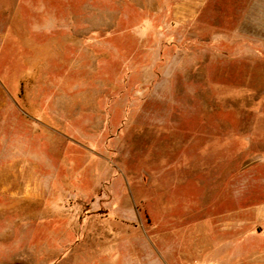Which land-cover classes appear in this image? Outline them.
<instances>
[{"label": "rangeland", "instance_id": "1", "mask_svg": "<svg viewBox=\"0 0 264 264\" xmlns=\"http://www.w3.org/2000/svg\"><path fill=\"white\" fill-rule=\"evenodd\" d=\"M0 264H264V0H0Z\"/></svg>", "mask_w": 264, "mask_h": 264}]
</instances>
